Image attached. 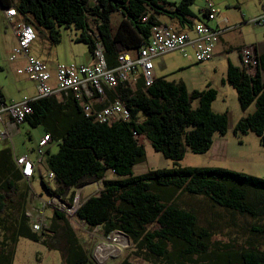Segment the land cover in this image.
Masks as SVG:
<instances>
[{
  "label": "trees",
  "instance_id": "trees-1",
  "mask_svg": "<svg viewBox=\"0 0 264 264\" xmlns=\"http://www.w3.org/2000/svg\"><path fill=\"white\" fill-rule=\"evenodd\" d=\"M191 2L181 0L171 9L162 0H94L93 4L89 0H0V5L15 7L21 21L38 30L46 28L54 44L61 41L59 26L74 28L75 41L86 43L92 56L101 44L108 66L115 67L121 52H135L148 42L153 25L161 23L159 14L191 24ZM114 13L119 16L115 26ZM256 61L253 72L229 62L226 81L236 89L244 111L255 105L253 112L235 123L234 132H254L264 145V53L257 54ZM139 84L133 90L125 81L115 91L109 90L130 113L128 119L112 123L87 116L72 94H64L62 100L52 95L31 103L33 112L25 121L32 126L45 124L44 134L59 140L57 152L47 151L45 160L55 175L56 188L42 179L45 189L62 197L66 190H73L71 202L75 189L101 181L98 192L81 202L78 219L106 235L118 231L129 236L141 251L162 264H264V178L225 167L180 164L187 149L205 153L215 134L227 133L228 114L212 109L217 90L208 86L189 92L182 81L164 77H155L150 86L145 81ZM136 134L144 135L175 165L134 173V167L146 159L145 144ZM109 171L115 177H108ZM24 182L10 148L1 149L0 229L11 227V234L0 242V264H12L21 236L38 239L40 234L50 238L58 234L60 219L67 225L63 252L59 248L63 264H97L59 208H53L49 227L33 230L26 215L31 188ZM185 195H201L211 206L226 210L229 219L225 223L237 234H228L227 242L216 238L222 214L214 212L203 224L199 210L183 199ZM13 210L19 211V218L8 227ZM119 264L136 263L125 258Z\"/></svg>",
  "mask_w": 264,
  "mask_h": 264
},
{
  "label": "rangeland",
  "instance_id": "rangeland-1",
  "mask_svg": "<svg viewBox=\"0 0 264 264\" xmlns=\"http://www.w3.org/2000/svg\"><path fill=\"white\" fill-rule=\"evenodd\" d=\"M180 1L162 0V2H165V6L170 9L171 7H175L174 3L178 4ZM206 1L192 0L189 7L197 17L211 25H214L213 22L217 20L218 16L222 17L227 12L233 16L231 17L227 14L230 17L231 25L233 21H239L242 14L250 19L261 10V0H211L218 13L215 19L210 20L202 14ZM89 2L93 4L94 0H89ZM159 15L162 16V19L172 18L163 13ZM117 17H119L118 13L112 15L114 26ZM19 20H22L20 16ZM92 28H94V25H92ZM35 30L37 38L31 44V54L46 61L53 71L56 65L60 63H92L94 58H92L93 56L91 57L87 44L75 41L76 30L74 28H69L65 25L59 26L61 41L57 44L51 42L49 31L46 28H41L40 30L35 28ZM229 35L234 40L235 45H249L256 40L264 39V29L260 26L245 24L240 28L232 30ZM14 41L15 36L12 34V29L0 17V83L6 86L13 100H18L24 95L36 94V89L34 80L30 79L28 75L17 72V69L23 64L21 63V59L18 58L15 61H10L8 58L11 49H13ZM229 57L222 54L210 60L198 62L189 50L186 52L174 50L154 57V75H157L155 73L158 72L160 74L157 77H164L167 80L175 82L182 81L189 92L195 89L203 90L208 86L215 88L217 90V97L212 102V109L218 113L226 112L230 122L233 123L228 127L224 140H222L223 144H221L220 155L214 156V151H211L212 149L205 153H196L187 149L185 156L180 160L182 166H219L264 178V145L261 144L260 138L254 132L246 134H236L234 132L233 125L239 120V115L243 112V109L240 106L236 89L226 81V72L229 61L235 64L238 63L237 50L232 51ZM193 104L197 105V101H194ZM248 109H250V112H253L255 105L252 104ZM45 130V124L32 126L26 122L21 125L19 132L13 136L12 141L10 139L6 141L0 137V148L9 146L16 153L36 157L37 143L40 135ZM140 140L144 142L146 147V159L134 167V173H143L148 169L170 168L175 165L172 159L156 151L148 139L141 137ZM58 144L59 140L54 139L46 149L51 147L50 152L55 153L58 150ZM42 170L43 176L35 174L31 181L33 190L31 189L29 192L26 211L31 214L30 217L33 219L31 223H39L43 229L50 226L53 208L43 205L52 195L45 189L42 179L52 189L56 188V183L53 178L47 176L46 166H43ZM107 175L108 177H115L112 171H109ZM24 183L27 186L26 182ZM100 188L101 181H92L75 189V193L79 197V202H82L88 196L97 193ZM72 192L73 190H66L65 198L69 199ZM36 194L41 197V200L37 198ZM183 199L199 210L200 219L203 224L212 218L214 212L218 211L222 214V217L218 220L219 233L216 238L223 240L230 233L232 235L237 234L232 226H228L230 224L225 223V220L229 219L226 210L221 209L219 206H211L210 202L201 195H185ZM13 211L11 220L8 223L6 222V226L8 227L13 223V219L19 218V211ZM69 223L76 233L78 242L82 244L97 264H119L125 258L136 264H162L160 260L154 259L141 251L129 236L122 235L120 234L121 232L114 231L106 235L102 229L88 227L77 218L71 220ZM58 224L61 228L58 234H53L51 238L48 235L41 234L38 239L21 236L15 248L12 264H63L61 250L63 252V247L65 246V229L67 225L63 219L58 220ZM244 229L246 230L247 227L245 226ZM10 234L11 227L8 231L1 228L0 242L4 236Z\"/></svg>",
  "mask_w": 264,
  "mask_h": 264
},
{
  "label": "built area",
  "instance_id": "built-area-1",
  "mask_svg": "<svg viewBox=\"0 0 264 264\" xmlns=\"http://www.w3.org/2000/svg\"><path fill=\"white\" fill-rule=\"evenodd\" d=\"M5 12L7 23L13 28L17 38L10 60H16L19 56L26 58V64L18 69V73L26 74L35 81L36 95H24L20 100L7 101L0 91V137L2 138H12V129H17L27 115L33 112L31 103L35 99L55 94H72L83 106L86 115L93 116L101 123L128 119L129 110L120 98H115L100 109H94L90 100L104 96L108 90L115 91L121 82H131L132 76L139 70L145 85L150 86L154 81V57L158 55L174 50L186 52L188 46H193L198 62L210 60L214 57L219 36L228 29L226 26H212L205 21H196L193 23L194 34L192 35L188 31H177L166 23H157L151 29L148 42L135 52L129 50L121 52L115 67L108 66L103 54V46L97 44L92 63H60L53 71L46 61L31 54V44L37 38L35 28L17 19L18 12L15 7L5 8ZM203 12L210 20L215 19L218 13L211 0H207ZM223 22L227 23L228 19L224 18ZM247 22L264 28V11ZM240 51L243 66L247 67L249 72L255 71L257 64L255 46L247 45ZM136 136L139 139L144 137L140 134ZM51 141L50 133L42 135L37 145L36 161L27 154L15 155L14 160L25 180L30 181L38 169L37 166L46 163V147ZM47 172L48 177H55L50 170L47 169ZM80 204L76 194L71 202L62 195H53L43 203L45 206L62 210L69 222L75 218L78 219L76 212ZM32 228L35 231L42 229L39 223H34Z\"/></svg>",
  "mask_w": 264,
  "mask_h": 264
},
{
  "label": "crops",
  "instance_id": "crops-1",
  "mask_svg": "<svg viewBox=\"0 0 264 264\" xmlns=\"http://www.w3.org/2000/svg\"><path fill=\"white\" fill-rule=\"evenodd\" d=\"M13 1H15V0H13ZM207 2V1H206ZM1 6V5H0ZM205 6H206V3H205V5H204V7H203V9H202V14H204V8H205ZM5 8H9V7H2L1 6V10H0V17H1V19L3 20V21H5L6 23H7V20H6V12H5ZM264 11V0H261V10H260V12L258 13V14H256V16L257 15H259V14H261L262 12ZM193 12V11H192ZM227 14L228 15H230L231 17H233L232 16V14L231 13H229V12H227ZM223 15L222 17L221 16H218V18H217V20H215L213 23H214V25H212V26H217V25H220V26H226L228 29L227 30H225L220 36H219V39H218V41H217V44H216V47H215V53H214V57H216V56H219V55H222V54H224L225 56H227V57H229V55L232 53V51H234V50H237V59H238V63L237 64H235V63H233V64H235V65H237V66H243V58H242V54H241V48H243V47H245V46H247V45H235V43H234V40L230 37V35H229V33L232 31V30H234L235 28L237 29V28H240L242 25H245V24H250L249 22H246V20H248L249 18H247L246 17V15H244V14H242V17H241V19L239 20V21H237V22H235V21H233V24H231L230 25V22H231V20H230V17L228 16V15ZM158 17V19H159V21L161 22V23H166V24H168V25H170V26H172L174 29H176L177 31H188V32H191V34L193 35L194 34V31H193V22H196V21H203L201 18H199V17H197L195 14H194V12H193V16H190V17H188V19L191 21V20H193V22H191V24L190 23H188V22H180V20L179 19H177V18H166V19H162V16H160V15H158L157 16ZM255 17V16H254ZM224 18H227L228 19V22L227 23H225V22H223V19ZM17 19H19V14H18V16H17ZM232 19H235V18H232ZM8 24V23H7ZM211 25V24H210ZM250 25H252V24H250ZM254 26V25H253ZM9 28L10 29H12V34L15 36V41L13 42V47L12 48H14V46L16 45V43H17V38H16V34H15V32L13 31V28L9 25ZM264 29V28H263ZM249 45H253V46H255V48H256V52H257V54H262V53H264V39H261V40H256V41H254L253 43H250ZM190 51V53L191 54H193V56L195 57V55H194V49H193V46H188L187 47V49H186V51ZM11 52H12V49H11ZM11 52H10V55H11ZM171 52V51H170ZM168 53V52H167ZM10 55H9V60H10ZM91 57H92V55H91ZM213 57V58H214ZM21 59V63H23L22 64V66L21 67H23L25 64H26V58L24 57V56H19V57H17L16 59ZM92 58H94V56L92 57ZM230 58V57H229ZM212 59V58H211ZM10 61H15V60H10ZM229 62H231V61H229ZM57 66V65H56ZM20 68V67H19ZM18 68V69H19ZM56 68V67H55ZM227 68H228V66H227ZM18 69H17V72H18ZM154 71H155V65H154V69H153V76H154V78L155 77H157L160 73H155V74H157V75H154ZM227 73V72H226ZM20 74V73H19ZM26 75V74H25ZM139 82H144V78H143V76H142V74H141V70H139V71H137V72H135V74L132 76V79H131V82H130V84H131V86H132V88H133V90L134 89H137V88H139V86H140V84H139ZM53 83H55V81H53ZM35 89H36V83H35ZM0 90H1V92H2V94H3V96H4V98H5V100H7V101H17V100H13L12 99V97H10L11 95H10V93H9V91H8V89L6 88V86L3 84V83H0ZM112 94V92L111 91H107L106 93H105V95L104 96H101V97H99V98H94V99H91L90 100V102H91V104L93 105V108L94 109H100V108H102V107H104L105 105H107V104H109L110 102H112L115 98H114V96H112L111 95ZM36 94H32V95H29V96H35ZM55 96H57V98L58 99H60V100H62V97H63V95L62 94H55ZM21 99V98H20ZM20 99H18V100H20ZM249 113H251L250 112V109H247V110H243V112L239 115L240 117H239V119L241 118V117H243V116H245V115H247V114H249ZM24 123H26V121H24L22 124H20L18 127H17V129H12V138H13V136L16 134V133H18L19 132V130H20V127H21V125H23ZM233 123H231L230 122V119H229V124H228V127H230L231 125H232ZM234 126V125H233ZM250 133V132H249ZM44 134V133H43ZM43 134H41L40 135V138L42 137V135ZM224 137H225V135L224 136H222V135H220V134H215V136H214V142H213V145H212V147H211V151H214V153H213V155L214 156H217V155H220V151H221V144H223V141L222 140H224ZM259 137V136H258ZM12 138H4L6 141L8 140V139H10L11 141H12ZM39 138V139H40ZM39 141V140H38ZM53 141V140H52ZM51 141V142H52ZM50 142V143H51ZM38 144V143H37ZM215 144H217V146H215ZM7 148H10V150H11V153H12V155H13V160L15 159V155L16 154H23V153H16V151L13 149V148H11V147H9V146H6ZM6 147H1L0 148V150L1 149H3V148H6ZM214 147H216V148H214ZM47 151H51V147L50 148H47L46 149V154H47ZM33 160H37V156L36 157H32V156H30ZM15 161V160H14ZM43 166H46V163L45 164H40V165H38L37 167H38V169L36 170V173L35 174H38V175H40L41 177L43 176ZM46 168H47V166H46ZM35 176V175H34ZM34 178V177H33ZM32 178V179H33ZM32 179L30 180V181H27V180H25L26 182H27V184L30 186V188L32 189V186H31V181H32ZM33 190V189H32ZM32 192V191H31ZM37 195V194H36ZM37 198H39V200H40V196L39 195H37ZM26 215L27 216H31V214L28 212V211H26ZM33 221V219L30 217V223ZM31 225H33L32 223H31ZM229 238H230V236L228 235L227 237H226V239H223L222 241L223 242H227L228 240H229ZM219 239V238H218Z\"/></svg>",
  "mask_w": 264,
  "mask_h": 264
}]
</instances>
